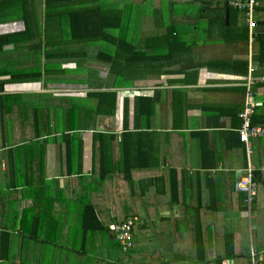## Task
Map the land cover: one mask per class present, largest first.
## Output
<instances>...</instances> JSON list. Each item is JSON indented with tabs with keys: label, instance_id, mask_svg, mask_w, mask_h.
<instances>
[{
	"label": "crops",
	"instance_id": "obj_1",
	"mask_svg": "<svg viewBox=\"0 0 264 264\" xmlns=\"http://www.w3.org/2000/svg\"><path fill=\"white\" fill-rule=\"evenodd\" d=\"M259 2L250 40L227 0H0V264H264V187L253 178L264 138L246 144L238 131L248 75L251 122L264 125ZM137 5L155 11L144 47L165 36L180 62L126 81L99 60L109 52L86 53L81 12L126 21ZM40 57L62 66L40 70ZM248 172L249 203L234 189ZM128 219L124 249L109 225Z\"/></svg>",
	"mask_w": 264,
	"mask_h": 264
},
{
	"label": "rangeland",
	"instance_id": "obj_2",
	"mask_svg": "<svg viewBox=\"0 0 264 264\" xmlns=\"http://www.w3.org/2000/svg\"><path fill=\"white\" fill-rule=\"evenodd\" d=\"M262 1V0H261ZM264 2V0H263ZM198 6V5H197ZM196 6V7H197ZM137 10L132 11L128 17L125 16L126 21H121L120 23V27L118 28L119 30V34L118 35H114V41L115 43H107L106 41H102L99 42L98 40H93V41H86L88 42V46L90 47V50L87 51L86 53L89 54V57H92L95 53V51L98 48H101L102 50H106L107 52L110 53L111 57L114 58H119V57H126L127 55H136L137 57H146L149 55H153L156 52L159 53H165L169 50L168 44L165 42V36L161 37L162 41H158L156 42L155 46L153 45L152 49H148L147 47H144L147 43L145 38L148 37V35H151L153 30L149 29L146 32H144L143 29V23L144 20H147V18H149L150 14H154L155 16V11L152 10L150 5H137ZM125 15V14H124ZM158 15L157 21L159 22V24L161 26L160 29H156L154 30V32H160L163 28L164 25L167 24L168 19L166 18V16L164 15V8L158 10L156 12V16ZM115 30V29H113ZM112 30L111 33H114V31ZM165 31L162 32V34ZM178 36H181L180 33H178ZM186 43L188 45H190L187 41ZM111 44V45H110ZM119 47L121 48V50L119 49ZM116 48H118V51L116 50ZM134 49V50H132ZM147 50V51H145ZM135 51V52H134ZM158 53V54H159ZM28 54V59L30 60H26V64L27 65H31V59L33 60V63L35 64L37 59L35 60V58H31V55L29 53ZM36 58H38V55H35ZM80 57V56H79ZM93 59V58H92ZM80 61V59L75 60V62ZM59 61H52V60H46L45 62H43L42 58L40 57V70H44V66H45V70H58V68H60L62 65L58 64ZM147 62V60H146ZM45 63V64H44ZM83 63V62H82ZM127 61L125 60V66H123L122 64L119 65L118 70H138L137 68L132 67L131 69L128 68L127 66ZM36 65V64H35ZM147 65L149 66L148 62ZM59 66V67H58ZM154 64L150 65V67H152L154 69ZM57 67V68H56ZM101 70L100 68L96 67V66H89L86 68L85 65L83 64H79L78 68H75L73 70ZM112 70V69H110ZM115 70H117L115 68ZM131 76H133L132 74L129 73H125L124 74V79L126 81L131 80ZM103 236L105 235V231L103 230Z\"/></svg>",
	"mask_w": 264,
	"mask_h": 264
},
{
	"label": "built area",
	"instance_id": "obj_3",
	"mask_svg": "<svg viewBox=\"0 0 264 264\" xmlns=\"http://www.w3.org/2000/svg\"><path fill=\"white\" fill-rule=\"evenodd\" d=\"M228 4L242 13L244 16L245 23L248 26L250 40L253 37L252 30L256 27L257 22L254 17V12L257 6H259V0H227ZM251 63V62H250ZM254 67L250 64L248 67L249 71H252ZM245 96L244 104L242 109L239 111L238 116L241 120L239 131V139L248 143L249 139L252 138H264V125H255L251 122V116L254 113V109L257 102L254 97V90L252 86V79L248 75L245 78ZM234 189L236 191L244 192L247 195V202L249 203L251 197L256 192V183L252 179L251 173H247L235 181ZM132 219H128L120 224H111L109 229L112 230L124 249L129 248L132 245Z\"/></svg>",
	"mask_w": 264,
	"mask_h": 264
},
{
	"label": "trees",
	"instance_id": "obj_4",
	"mask_svg": "<svg viewBox=\"0 0 264 264\" xmlns=\"http://www.w3.org/2000/svg\"><path fill=\"white\" fill-rule=\"evenodd\" d=\"M231 8V7H230ZM264 9V6L262 7ZM237 11V10H236ZM238 12V11H237ZM84 16V23L86 24V29L90 30L92 35L86 36L85 39H88V37H91L93 40H108V41H114V36L111 35L110 30L118 29L120 27V23L122 21L121 13L119 12H112L109 10H101L97 7H91L87 8L86 10L81 12ZM264 24V22H262ZM115 42V41H114ZM258 42H259V55L258 59L259 62L264 64V30L263 32L259 33L258 36ZM121 50V48L119 47ZM118 50V48H117ZM134 50V49H132ZM135 52V51H134ZM152 59L154 61V57H137L136 55H127L126 57H119L114 58L110 55L101 57L99 60L107 61L110 64L111 72L114 73V75H121V71L118 70V67L120 64L125 66V60L128 62L127 66L129 69L135 66L138 70H153L152 67L149 68V60ZM149 66L147 65V62ZM157 63L154 64L155 67H161L163 69V66L171 65L175 62H180L179 60H173L171 52H165L164 54L157 55L156 56ZM190 66V65H189ZM194 66V65H193ZM115 68L117 70H115ZM152 68V69H151ZM132 70H126L125 73H131ZM132 74V73H131ZM124 75V74H123ZM122 76V75H121ZM124 77V76H123ZM132 77V76H131ZM113 99L110 98L108 101V108L111 109L113 107ZM149 101H147V105L145 107V114L147 115V112L149 111ZM143 112V113H144ZM259 172V171H258ZM254 172L253 178L256 181L257 185L259 184L261 187H264V174L261 172ZM220 264V259L217 260Z\"/></svg>",
	"mask_w": 264,
	"mask_h": 264
},
{
	"label": "water",
	"instance_id": "obj_5",
	"mask_svg": "<svg viewBox=\"0 0 264 264\" xmlns=\"http://www.w3.org/2000/svg\"><path fill=\"white\" fill-rule=\"evenodd\" d=\"M225 8H226V12L228 13V9H229L228 3H226Z\"/></svg>",
	"mask_w": 264,
	"mask_h": 264
}]
</instances>
